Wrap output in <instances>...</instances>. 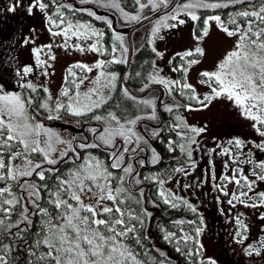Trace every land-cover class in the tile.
<instances>
[{
	"label": "snow or ice",
	"instance_id": "obj_1",
	"mask_svg": "<svg viewBox=\"0 0 264 264\" xmlns=\"http://www.w3.org/2000/svg\"><path fill=\"white\" fill-rule=\"evenodd\" d=\"M51 2L56 5L57 19L48 15L47 20L59 30L53 31L49 28V31L52 36L64 37V44L61 46L67 48L68 40L72 37L80 40L95 37L96 42L91 44L87 50L104 55L106 50L100 44L104 33L95 29L91 24L71 22L61 11L62 8H71V6L56 4V0H51ZM86 2L88 0H81V3ZM96 2L103 7L120 11L126 22L140 21V13L145 8L151 7L155 12L163 7L166 11L151 29L152 37H156L163 28H175L178 24H184L185 20L180 18L182 15L196 22L201 19L197 14L198 10L245 5L242 10L229 14L227 21L222 20L220 15H211L204 18L202 27L198 30L199 34L194 29V39L200 41L209 34L210 22L215 21L228 37L236 38L233 49L216 65L214 71L200 73L202 77L200 83L208 85L209 94L200 98L195 94V89L191 84L182 83L181 80H168L158 75H150L149 80L151 83L164 85L169 93L178 89L180 94L184 95V90H189L192 95L187 98L194 100L204 108L208 107L212 100L225 97L240 108L245 117L254 121L253 127L261 137H264V0H260L259 6L255 0H186L185 3L179 5L171 4V0H135L139 6L136 15L125 13L120 7L119 0H96ZM34 8L45 12L49 4L45 0H33L28 7L29 14ZM10 10L15 11V8ZM81 11L87 10L81 9ZM88 15L94 16L97 20L104 19L92 11H88ZM169 21H175V23H169ZM105 23L111 28L110 19L105 20ZM123 39L122 35H115V40L121 45ZM46 47L51 49L52 45ZM75 47L81 52L86 50L80 45H75ZM152 50L156 51L155 48ZM42 51L41 48H36L34 54L36 64L44 67L47 61L41 60ZM116 51L117 48L114 45L111 53L113 59L109 61L98 60L91 66L83 63L69 66L66 70L65 87L55 99L46 87L43 91L48 94L37 101L31 94L4 91L0 86V182L4 183V186H0V232L24 240L22 234L30 231L34 226L32 217H39V231L35 233L36 238L29 245L30 259L27 264H143V261L138 259L139 254L135 253L128 243V240H132L142 247L137 225L143 228L144 220L129 205V201L133 199L129 194L131 183L138 184L141 181L138 173L133 176V167L125 165L124 154L135 152L141 141L147 143L134 131L137 122L141 119H156L157 117L152 100H139V104L150 106L153 109L147 117L137 115L134 119L125 118L122 122L114 112H108L107 115L96 114L108 103L111 99V92L117 87L118 76L116 73L107 71L108 65L127 63L126 59L115 56ZM127 51V48H121L122 53ZM204 54V49L197 45L194 50L177 55L181 57V60H185V58ZM157 55L162 54L157 53ZM49 59L54 60L55 56L51 55ZM199 62V59H187L186 63L172 70L186 76L190 67ZM74 69H79L83 75H79ZM94 70L97 73L96 77L89 81L90 87L82 92L81 85L88 80L87 73ZM32 72V66H25L22 74L17 72V76L23 81ZM43 74L47 75V71L45 70ZM136 75L139 76L140 73ZM19 87L30 90L32 93L37 91V86L31 82L20 83ZM147 87L148 85H145L141 91ZM106 91L108 95H105ZM122 92L126 98L134 102L138 100L127 87L122 88ZM165 107L168 112H172L174 107L179 108L180 105L174 103ZM184 107L190 109L191 106L184 105ZM39 110H43L46 114L45 118L49 121L61 119V113L76 118L92 114L91 119L100 122L101 126L99 129L89 128L94 142H81L74 145L71 140L63 138L56 130L46 127L43 120L37 119ZM176 120L179 123L171 125L172 130L186 128L195 135L187 136L183 131L177 132V135L185 142L177 145L170 141L169 150L175 151L176 147H179L181 152L191 158V145L197 143L195 137L205 129L188 126L179 116ZM153 135H159V132L154 130ZM117 138H120L121 144H117ZM232 143L237 148L244 146V142L240 139ZM131 145L135 147L130 148ZM101 147L109 150L110 163L100 160L91 153H88L86 157H81L79 150ZM256 147L264 149V143ZM228 152V149H224V154ZM37 154L39 159L36 158ZM158 161L159 156L155 149H152V163ZM62 162H71L73 166L61 173L60 169L55 166ZM139 163L143 166L144 161L141 160ZM247 163L255 165L252 169L254 180L250 181L247 176H243L245 182L243 186L247 187L250 192L256 180L264 181V161L256 162L249 158ZM114 170L124 175L117 176ZM174 171L185 172V169L178 167ZM57 173L60 174L56 175ZM33 176L36 178L35 181L32 180ZM49 176H55L53 187L50 188L48 184L37 182H43ZM145 179L159 183L158 196L165 204H171L175 208L178 205L173 201L179 199L193 212L196 211L183 197H177L170 191L166 192L163 188L164 180L157 177H146ZM223 179L240 184V180L235 176L231 178L224 176ZM10 181L16 184L20 195L13 192ZM220 190L224 195H228L223 188ZM42 191L47 193L49 207H42L40 204V200L43 199ZM247 195L248 193L243 191L239 196L233 194L228 203L232 204L233 200L244 203L240 197ZM255 195L259 197V204L254 202L248 206L264 205V192ZM140 196H143V189L140 190ZM134 202L140 203L139 200ZM18 206L20 210L17 213ZM13 215H17L18 219L12 221ZM144 215L150 216L151 214L145 209ZM237 223L242 228L246 227L239 219ZM14 228L15 232L12 231ZM201 231V228H196L198 234ZM237 235L240 236L241 233L238 232ZM174 236L175 233L166 232L163 238L165 241L172 242ZM244 238L246 237H242L240 242H243ZM181 239L187 241L192 238L185 235ZM260 245L264 248V241H261ZM176 250L181 249L177 247ZM11 251L9 244L0 245V264H9L8 255ZM246 252L248 255H252L253 252L259 255L260 249L250 248L246 249ZM188 255H199V249ZM160 264L164 262L160 261ZM208 264H216V262L210 260Z\"/></svg>",
	"mask_w": 264,
	"mask_h": 264
},
{
	"label": "trees",
	"instance_id": "obj_2",
	"mask_svg": "<svg viewBox=\"0 0 264 264\" xmlns=\"http://www.w3.org/2000/svg\"><path fill=\"white\" fill-rule=\"evenodd\" d=\"M46 3L49 4V8L44 12L46 18L48 15H52L53 19H57L55 16V7L51 0H45ZM255 3L257 6H259L260 0H255ZM56 4H63V5H70L71 8L65 7L62 8L61 11L64 12L65 17L68 20H83L94 27H96L99 31L103 32L104 35L102 37V43L103 47L106 50L104 55H102L103 59L105 61L112 60L113 55L112 48L115 45L117 48V51L115 53V56L117 58H124L128 60V51L126 53L121 52V48H127L128 49V39L127 36L120 31L119 29L122 27L132 26L137 24L140 21H125L123 17V13L120 11L109 8V7H103L101 4L97 3L96 0H88L86 3H81V0H56ZM120 7L124 10L125 13H128L129 15H136L139 11V6L135 3V0H119ZM245 7V5H235L230 6L228 8H219L215 10L211 9H202L198 10L197 14L200 16V21L195 22V30H197V34H199L198 30L202 27L203 20L207 16L211 15H220L222 20L227 21L229 14L235 13L238 10H242ZM161 7L160 9H162ZM81 9H85L87 11H81ZM159 9V10H160ZM88 11L95 12L96 15L103 17L104 19L97 20L94 16H89ZM149 12L150 16L154 13L152 11L151 7L145 8L141 15V19L144 18L146 12ZM156 12V11H155ZM112 17L116 19L117 26L116 28L113 26V23L111 25V28H109L108 24L105 23V20H111L113 21ZM159 18V17H158ZM158 18H156L154 21L157 22ZM37 25V20L35 19V16L32 17L31 25L30 27L33 29ZM32 31V30H30ZM29 31V32H30ZM120 34L123 36V44L121 45L119 41L115 40V35ZM154 47L152 46L149 39H145L141 46L134 50L130 63L128 66V69L126 70L127 63H112L108 65L107 71H113L116 72L118 75L117 79V87L116 89L111 93V99L108 101L107 104H105L101 109L97 111L96 114L100 115H107L108 112H114L118 117L121 118L122 122L125 118L127 119H134L137 115L147 117L152 113V107L145 106L143 104H139V100H152L154 101L155 105V115L156 119H141L137 122V124L134 127V131L139 135L138 130H140L139 123L142 122V124H147L149 122L155 123L158 125L160 123V117L157 107L158 102V96L157 98L153 97L151 95V88H157L154 83H151L149 80V76L153 75L154 70V62L156 59V51L154 52L152 49ZM200 56H194L190 58H185V60H181V57L179 55H175L172 59V63L175 67L179 66L182 63H186L187 59H198ZM126 71V72H125ZM9 73V72H8ZM136 73H140L139 76L136 75ZM178 78H183V75L181 72H177ZM123 76H124V82H123ZM4 79H6V84H8V80L6 77L3 76ZM180 80V79H179ZM11 82V81H10ZM130 88L134 93L138 94L139 96H136L138 100L136 102L126 98L123 95L122 88L124 87ZM145 85H148V87L141 91V88H143ZM8 87V86H7ZM8 89H11L9 86ZM12 90L17 92H24L26 94H31L37 101L40 97L45 96L44 91L42 88H37V91L32 93L30 90L27 89H21L19 85L12 87ZM147 90H150V93L145 94ZM176 91V92H175ZM185 91V90H184ZM168 98H170L172 101L169 103V105H172L174 103L179 104V108L174 107V111L171 114V112H168L166 110V107L162 106V114L164 117V122L162 125L157 126V129H153L159 132V135H151L150 137V143L152 146V149H155V152L159 156V161L157 163H152V156H150L151 159H149L150 165H143L141 167L135 168L134 176L138 173L139 174V180L141 183H131V190L130 195L133 198L131 201H129V205L132 209L135 210V213L138 215H141V218L144 220V226L143 228H140L139 225H137L138 233L141 238V244L140 245L135 244L134 241L128 240L129 245L131 246L132 250L135 253H138V259L143 261V264H160V261H163L164 264H208L210 260L202 258L201 253L199 252V255H193L189 256L188 253L190 252H196L200 247L198 239H197V233L196 228L198 227V223L201 222V215L198 212H193L187 205H185L183 202L181 204H177L178 206L173 208L171 204H165L163 200L158 196V191L160 190V185L158 182L153 181L151 179H145L146 177H157L158 179L166 180L173 175L175 172L174 169H176L181 163H183L184 159L187 157L186 153H183L180 151L179 147H176L175 151L169 150V142H175L177 145L180 143V137L177 135V132H179L180 129L172 130L171 125L178 123L176 120V117L178 116L174 112L182 111L184 110V105H198L194 100H190L187 97L190 96L189 94H186L184 92V95L180 94V91L174 90V93L167 92ZM189 93H191L189 91ZM192 95V93H191ZM134 96V95H133ZM177 96L179 98H177ZM174 98V99H173ZM42 111L39 110L38 113ZM91 115L81 118H76L69 116L65 113H61V119L56 120L58 122H67V124H71L76 128L83 129L77 134H80L82 136V139L74 137L73 139H69L73 142V144H78L81 142L84 143H92L94 142V137L92 133L89 131V128L96 127L100 128V122L94 121L91 119ZM155 124V125H156ZM155 125L153 127H155ZM49 127V126H46ZM50 128H56L54 126H50ZM61 136L65 139L62 131L60 132ZM117 144H121L122 141L120 138H117ZM130 147V146H129ZM135 147V145H134ZM81 157H86L88 153H91L93 156L99 158V159H105L107 163H110L109 157H108V151L105 148H96V149H85V150H79ZM126 154V153H125ZM124 154V157H125ZM71 155V154H70ZM37 159H39V156L37 154ZM125 165H130L131 162H124ZM73 165L71 162L68 163H60L56 165L55 167L60 169V172H66L67 169L71 168ZM47 167V165H45ZM116 171V170H114ZM60 173H57L56 175H59ZM117 176L124 175V173L116 171ZM32 180H36L35 176L32 177ZM23 181L21 180V183ZM43 184H48L49 187H53L55 182V176H49L48 179H46L43 182ZM12 186L13 192H16L17 195H20L18 187L14 182H9ZM0 186H4L3 182H0ZM126 186H127V178H126ZM143 189V196H140V190ZM43 199L40 200V204L42 207H49L47 204V193L43 192L41 193ZM139 200L140 203H135L134 201ZM147 210V213H150L151 215H144V210ZM19 206L17 207L16 211L19 212ZM52 209H50L51 211ZM18 219L17 215H13L12 221H15ZM34 221V226L31 228L30 231L23 233L24 240L17 239L14 236H8L4 234L3 232H0V245L2 244H9L12 248V251L8 255V261L9 264H27L28 260L30 259L28 254V248L30 243L36 238L35 233L39 231V217H32ZM182 221V223H180ZM133 223H136L133 221ZM21 227H24V225H21ZM13 232L16 231V229H12ZM166 232L175 233V236L172 238V242H168L164 240V235ZM189 236L192 239H189L187 241L182 240L181 238L183 236ZM179 241V243H177ZM177 247H179L181 250L177 251ZM163 254V255H162Z\"/></svg>",
	"mask_w": 264,
	"mask_h": 264
},
{
	"label": "flooded vegetation",
	"instance_id": "obj_3",
	"mask_svg": "<svg viewBox=\"0 0 264 264\" xmlns=\"http://www.w3.org/2000/svg\"><path fill=\"white\" fill-rule=\"evenodd\" d=\"M29 2L30 0L23 2V4H26L24 6L23 4L11 3L8 0H0V75H4L6 78L14 76L18 79L17 72H21L23 69L27 53L25 45L30 36V25L34 16V11L29 14L27 10ZM12 8H15V11L10 10ZM171 93L173 94L174 91ZM177 98L179 97L177 96ZM188 111V108H184V110L174 112V114L179 113L177 115L182 119ZM195 111L205 112V108L198 106L195 107ZM238 113L239 117L235 119L223 117L215 119L199 116L192 121L191 127L204 128L205 131L195 137L197 143L191 146V158L185 161L188 158L187 156L184 159L185 162L178 166L183 167L186 172L185 177L183 176L179 182L178 192L179 197H183L188 202H190L189 200L193 201L197 206L196 210L203 214L201 223L198 224L199 228L202 231L207 230V237L214 238L215 244L220 242V246L225 250L219 256L216 255L215 260H223L229 264L231 262L264 264V248H261L260 245V242L264 241V205L248 206L254 202L259 204V197L255 194L264 192V181L256 180L250 192L247 187L243 186L245 183L243 176H247L250 181L255 179L252 175V169L255 165L247 163V160L250 158L256 162L264 161V149L256 147V145L264 143V137H261L253 127L254 121L245 117L242 111ZM179 129V132L185 129L187 136L195 135L186 128ZM140 131V134L150 143L147 136L148 134L150 136L153 131L146 132L143 126ZM236 139L244 142L243 148H237L232 143ZM182 142L185 141L180 138V143ZM142 145L145 148L146 144L143 141L140 142L136 151L138 157L142 154ZM224 149L229 150L228 154H224ZM150 155L151 153L148 155L149 159ZM135 157H133V160ZM128 159L129 156L127 161ZM150 164L145 161L143 165ZM134 167L139 168L141 164H134ZM224 176L229 178L235 176L236 179L240 180V184L225 180L223 179ZM221 188L228 195H224L220 190ZM242 191L248 193L247 196L240 197V200H243L244 203L238 200H233L232 204L228 203L233 194L239 196ZM181 203L182 201L177 199V204ZM191 205L196 208L194 204L191 203ZM205 210L210 212L211 219L214 214L216 215L218 226L213 222L207 224ZM237 219L246 227L242 228L237 223ZM202 231L199 234L196 232L198 242ZM238 232L241 233L240 236L237 235ZM242 237L246 238L243 239V242H240ZM250 248L260 249V254L257 255L253 252L252 255H248L246 249ZM203 252L205 253L204 249Z\"/></svg>",
	"mask_w": 264,
	"mask_h": 264
},
{
	"label": "rangeland",
	"instance_id": "obj_4",
	"mask_svg": "<svg viewBox=\"0 0 264 264\" xmlns=\"http://www.w3.org/2000/svg\"><path fill=\"white\" fill-rule=\"evenodd\" d=\"M11 3H16L18 5L23 4L26 0H8ZM173 0H171L172 2ZM33 2V0H30L29 5ZM186 0H179L177 5L185 3ZM24 6L26 4H23ZM28 5V6H29ZM28 10V9H27ZM34 16L37 20V25L35 28L30 27L28 40L26 42V55L24 59V65L25 66H32L33 72L28 74L23 81H21L18 77L14 78V76H11L7 78L8 84H6V79L3 78L4 75H0V86L3 87L4 91H14L12 90V87L18 86L20 83H27L31 82L34 85L37 86V88H47L48 92L51 94V96L55 99L59 96V93L63 87H65V76L67 74L66 70L69 68V66L74 65L76 63H83L87 65H93L98 60H104L102 55H100L97 52L89 51L87 50L91 44L96 42V38L93 37L89 40H80L76 39L75 37H72L68 40V47H62L61 45L64 44V37L63 36H52L49 28H52L53 31H58L59 29H56L54 26L49 24L44 12L40 11L39 9L34 8ZM145 16L149 15V12H146ZM143 16V17H145ZM181 19L185 20V23L182 25H177L175 28H163L161 31L156 35V37L151 36V29L153 26L157 23L155 21H150L137 29L134 30L132 34V45L133 49H138L142 42L145 39H149L151 41L152 46L156 50L157 53H161L162 55H157L155 62H154V70L153 75H158L159 77H162L164 79L168 80H181V82H187L191 84L195 89V94L199 96L200 98H203L205 95L210 93V88L208 85L200 83L202 77L200 73L203 71H214L216 68V65L225 57V55L233 49V46L235 44L236 38L235 37H228L215 23V21L210 22L209 26V34L204 37L202 40L197 41L194 39L193 32L195 29V22L190 19V17L182 15L180 17ZM73 23H86L90 24L83 20H70ZM169 23H175V21H169ZM93 26V25H92ZM94 27V26H93ZM97 29L96 27H94ZM98 30V29H97ZM162 37V38H161ZM102 40V39H101ZM100 40V44L103 46L102 41ZM47 45H52L51 49L47 48ZM75 45H80L84 47L86 50L84 52H81L78 50ZM199 45L204 49L205 54L203 56H200L199 63L192 65L187 72L186 76H183V78H178L177 72H174L172 69L175 67L172 63V59L175 55L178 53H184L188 50H194L195 47ZM41 48L43 51L41 52V60L47 61V65L44 67L38 66L36 64L35 60V54L34 49ZM54 55L55 59L51 60L49 59V56ZM113 59V58H112ZM47 71V75H44V71ZM77 71L79 75H83V73L80 72L79 69H74ZM113 72V71H109ZM116 73V72H113ZM22 74V71H21ZM96 71L94 70L91 73H87L88 80H85L84 84L81 85V91H86L88 87H90L89 81L94 79L96 77ZM117 74V73H116ZM118 76V75H117ZM6 77V76H4ZM71 79V78H69ZM11 81V82H10ZM117 83V82H116ZM157 87L162 88L165 91V94L167 92V88H165L164 85L157 84ZM8 86V87H7ZM9 86L11 89H8ZM186 94L191 95L189 93V90L185 89ZM112 93V92H111ZM159 90L155 88L151 95L155 98L158 96ZM48 93H45L47 95ZM168 94V93H167ZM163 98V103L165 107L166 105H169V103L172 101L168 96ZM105 95H108V92H105ZM189 111L182 117V121L186 123L188 126H191L192 121L195 120L197 117L201 116L204 118H236L239 117V111H241L240 108L234 105V103L230 100H228L225 97H220L212 100V102L208 105V107L205 108V112L195 111V107L201 106V105H190ZM193 107V108H192ZM162 112V109H161ZM158 113V112H157ZM46 114L42 111H40L37 114V119L43 120L44 124L46 126H58V123L56 120L49 121L45 118ZM163 116V114H162ZM164 121V117H163ZM62 124H67V122L63 121ZM156 122L147 123L146 126L143 127V129H146V132L149 130L153 131V129H157ZM155 125V127L153 126ZM151 128H150V127ZM62 128V126H61ZM60 127L53 128L57 132H61ZM147 128H149L147 130ZM66 138L73 139L74 137L82 139V136L80 134L74 133L72 128H66ZM140 133V131L138 130ZM185 132V129L184 131ZM153 134V132H152ZM150 134V136L152 135ZM142 136L141 134H139ZM149 134L147 138L150 140ZM143 137V136H142ZM144 138V137H143ZM145 139V138H144ZM146 140V139H145ZM147 143H145V148L142 145V151L141 155L138 157L136 153L138 152H130L125 155L124 162H131V166L134 167V164L139 163L141 160H145L146 162L149 161L148 155L151 153L150 156H152V146L151 143L146 140ZM140 144V143H139ZM192 146V145H191ZM134 147V145L132 146ZM131 148V147H130ZM150 148V151H149ZM144 149V150H143ZM132 155V156H131ZM129 156V159L127 161V157ZM136 156L133 160V157ZM148 158V161H147ZM151 159V158H150ZM102 161H107L105 159H100ZM189 160V157L185 160ZM135 161V162H134ZM144 161V162H145ZM183 161V162H185ZM149 163V162H148ZM133 172V176L134 173ZM186 172H174L173 175H171L170 178L164 180L165 183L163 185V188L166 192L170 191L174 193L177 197L180 196L178 192V185L179 182L182 180V177H185ZM192 204L193 201L189 200ZM177 203V200H175ZM188 202L189 204H191ZM196 206V205H195ZM197 209V206L196 208ZM196 212H198L196 210ZM203 212V211H201ZM199 213V212H198ZM204 213L207 215V224L209 225L211 222H213L216 226L219 225L217 222L216 215H213V218L211 219V214L209 215V211H204ZM203 218V214H200ZM201 223V222H200ZM198 223V224H200ZM199 227V225H198ZM197 227V228H198ZM207 230H203L199 245L202 247L199 248V252H202V258L214 260L216 264H229L228 262H225L223 260L217 261L216 255L219 256L221 253H224L225 250L220 246V242H217V244L214 243V238L207 237ZM198 238V236H197ZM203 249L205 253L203 252ZM230 264H238L236 262H231Z\"/></svg>",
	"mask_w": 264,
	"mask_h": 264
},
{
	"label": "water",
	"instance_id": "obj_5",
	"mask_svg": "<svg viewBox=\"0 0 264 264\" xmlns=\"http://www.w3.org/2000/svg\"><path fill=\"white\" fill-rule=\"evenodd\" d=\"M178 1L179 0H173L172 2H171V4H175V5H177V3H178ZM166 11V9H164V8H162V9H160V10H158V11H156V12H154L153 14H151L150 16H145L144 18H142L141 19V21L140 22H138L137 24H135V25H132V26H127V27H122V28H120L119 30L120 31H122L126 36H127V39H128V60H127V65H126V70L128 69V66H129V63H130V59H131V56H132V54H133V52H134V49H133V45H132V34H133V32H134V30L135 29H137L138 27H140V26H142V25H144V24H146V23H148V22H150V21H154L156 18H158V17H160L164 12ZM113 19V21H112V23H113V26L116 28V26H117V23H116V19L114 18V17H112ZM126 72V71H125ZM123 82H124V76H123ZM125 83V82H124ZM126 87H127V85H126ZM157 87V86H156ZM128 88V87H127ZM129 89V91H130V93L132 94V95H134V96H139L138 94H136V93H134L130 88H128ZM157 89L159 90V97H158V102H157V107H158V113H159V117H160V123L158 124V125H156V126H160V125H162L163 124V116H162V112H161V108H162V106H163V98L166 96V94H165V91L162 89V88H160V87H157ZM151 91L152 90H154V88H151L150 89ZM150 90H147L146 92H145V94H148V93H150ZM57 123H58V126H56V127H60L61 128V126H62V133H63V135H64V137H66L65 135H66V132H65V129L68 127V128H72L73 129V132L74 133H79L80 131H82L83 129H79V128H76V127H74L73 125H71V124H62V125H60L61 123H63V122H58L57 121ZM142 122H140L139 123V127L141 128L142 127ZM132 147V146H131Z\"/></svg>",
	"mask_w": 264,
	"mask_h": 264
}]
</instances>
